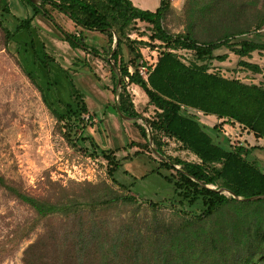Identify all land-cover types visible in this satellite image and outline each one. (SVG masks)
<instances>
[{
    "label": "rangeland",
    "instance_id": "obj_1",
    "mask_svg": "<svg viewBox=\"0 0 264 264\" xmlns=\"http://www.w3.org/2000/svg\"><path fill=\"white\" fill-rule=\"evenodd\" d=\"M7 1L10 13L0 10V20L4 27L13 31L17 19L25 14L23 9L27 10V16H30L31 9L21 0L16 5L11 0ZM170 1L171 7L163 25L171 33L191 30L199 41H208L242 29L251 31L247 36H252L253 31L264 35V0ZM47 9L63 29L75 35L80 31L64 14L49 6ZM258 23L260 27L256 29ZM33 25L30 33L16 35L8 43L0 29V175L8 183L22 192L52 202L74 199L88 202L86 210L81 213L84 215V226L91 227L92 220L95 221L99 229V235H95L102 238L99 241L104 259L107 255H115L116 264H223L224 261L215 256V247L220 249L222 246L224 250L234 252L235 245H245L249 231L264 230V204L261 203L229 206L206 221H194L191 225L182 226L181 222L188 215L181 212L197 211V207L180 206L170 199L173 195L171 186L152 172L161 159L153 153L152 145L149 144V148L129 147L132 141L145 142L132 122L136 120L142 123V120L120 118L114 109L111 64L103 59L108 60L109 56L107 37L98 31L81 29L87 45L100 54L95 56L72 49L63 40L60 30L41 16H36ZM148 27L147 23L137 21L129 36L147 41V36H141V33L148 34ZM41 41L56 58V63L50 65L52 90L48 94L49 103L60 108L59 101H70L71 84L61 71V66L69 70L75 87L83 93L88 106V114L83 116H89L84 122L86 125L75 129L73 140L63 136L62 123L57 122L51 114L29 77L32 76L36 83L46 88L47 73L34 54L41 55ZM122 51L125 62L134 56L125 46ZM140 52L146 62L156 61L157 50L140 46ZM177 52L185 62L194 60L190 51ZM223 53H227L223 61L216 58L206 61L211 72L264 85V52L254 51L248 59L260 65L261 73L237 66L239 57L227 48L214 51V55ZM129 68L133 70L132 66ZM116 72L119 74L117 69ZM126 89L137 111L144 117H152L154 107L147 104L144 92L133 84L126 85ZM189 112L208 126L221 121L214 115H204L194 110ZM221 129L231 144L247 147L264 145V141L238 124L225 123ZM80 134L89 138L80 141L77 138ZM90 139L94 145H91ZM163 141L167 155L187 161L196 160L193 154L183 150L175 141L167 138H163ZM83 147L87 149L86 152ZM98 148L113 150L120 160V167L114 174L116 182L107 173V161L101 156L90 155L92 150L97 151ZM126 155L129 158L124 159ZM248 159L264 170L263 148L254 149ZM109 187L113 193L134 195L136 201L91 209L90 201L104 199L111 192ZM150 203H156V207ZM236 211H239L238 216ZM32 217V209L0 187V247L5 245L6 237L12 231ZM79 223L75 218L67 220L62 217L43 221L12 251L0 256V264H23L25 248L38 239L47 244V238L42 236H48L50 231L57 237L52 251L59 249L62 253L65 247L74 248L73 238L68 236L66 239L63 235L77 229ZM210 240L223 245H216L215 242L212 247Z\"/></svg>",
    "mask_w": 264,
    "mask_h": 264
},
{
    "label": "trees",
    "instance_id": "obj_2",
    "mask_svg": "<svg viewBox=\"0 0 264 264\" xmlns=\"http://www.w3.org/2000/svg\"><path fill=\"white\" fill-rule=\"evenodd\" d=\"M21 1L31 9L30 16L17 19L18 24L13 31L4 27L0 20V29L7 43L20 32L30 33L36 16H41L57 27L63 40L72 49L95 56L100 54L94 47L87 45L81 29L98 31L105 35L109 46L107 55L112 50L114 35L116 36L117 45L110 59L119 72L121 82L118 90L116 89L117 73L110 65V61L103 57L110 65L114 80L112 87L115 97L114 109L120 118L128 116L131 119L142 120V123L136 120L132 122L145 142L132 141L129 147L149 148L148 134L150 133L152 148L163 156L152 172L160 175L171 186L173 195L170 199L180 206L197 207V211H180L181 214L188 215L186 222H181L182 226L191 225L194 221H206L229 206L241 207L245 203L264 204V198L249 199L264 195V170L248 159L254 149H264V145L247 147L242 144H231L221 129L225 123L238 124L251 132L254 137L264 140V85L246 83L238 78H229L218 72H211L206 62L211 58L225 60L227 53L214 55V51L227 48L239 57L237 66L253 73H261L260 65L248 59L254 51L264 52L263 34L253 31L252 36H247L251 31L242 29L225 33L208 41H199L191 30L171 33L163 25V20L171 7L170 0H159L154 10L139 8L131 0H39L38 3H33L31 0ZM47 6L68 17L80 31L75 35L63 29L55 22ZM0 10L10 13L7 0H0ZM137 21L149 25V33H141V36H147V41L132 39L129 36ZM256 26L258 29L260 24ZM238 36H240L238 39H234ZM31 43L33 44V40ZM124 46L134 53L128 62L123 59ZM140 46L157 50L158 55L154 63H148L143 59ZM179 50L190 51L194 60L185 62L178 54ZM34 54L47 73L46 88L36 83L32 76L29 75V77L39 90L51 114L57 122L62 123L63 136L67 140H73L72 137L76 134L75 129L85 127L84 122H87L83 117L88 114L84 95L75 87L69 70L60 66L71 84L70 101H59L60 108H55L49 103L48 94L50 95L49 90H52L50 65L56 63V58L48 52L43 42L41 55L36 52ZM141 63L148 65L146 79L138 72V66ZM129 66L133 67L131 72ZM128 84L136 85L147 96V104L154 107L152 117H144L137 111L126 89ZM189 110L201 112L204 115H214L221 121L208 126ZM77 138L84 141L89 137L80 134ZM163 138L175 141L183 150L193 154L196 160L187 161L167 155L163 149ZM90 142L94 145L92 139ZM83 148L86 152L87 149ZM90 155L101 156L107 161V173L112 181L116 182L114 174L121 162L115 152L111 149L98 148L97 151L92 150ZM126 158H129L128 155L124 157ZM0 187L34 212V217L6 237L5 245L0 247V256L12 251L43 221L62 217L80 221L77 229L63 235L66 239L68 236L73 238L74 248L65 247L61 250L62 253L59 249L52 251L57 237L50 231L48 236H42L47 238V244H44L42 239H38L25 248L23 264H116L115 255H107L104 259L103 247L99 241V238L101 240L102 238L98 236L99 229L95 221L92 220L91 227L84 226L82 220L84 215L81 213L86 210L85 205L88 202L74 199L59 203L39 198L15 188L2 175H0ZM109 188L111 192L107 193L104 199L90 201L91 209L136 201L134 195L113 193L112 188ZM219 188L223 190L222 193L217 191ZM231 194L242 199H236ZM150 205L156 207V203H150ZM235 214L238 216L239 211ZM215 242L210 240L209 245L214 247ZM262 243H264V230L262 232L257 229L252 230L249 231L244 246L236 247L238 245H235L234 252L226 251L222 246L218 249L217 246L214 248L215 256L221 258L224 261L223 264H264ZM216 245L223 244L216 242ZM112 252L115 254L114 250Z\"/></svg>",
    "mask_w": 264,
    "mask_h": 264
},
{
    "label": "water",
    "instance_id": "obj_3",
    "mask_svg": "<svg viewBox=\"0 0 264 264\" xmlns=\"http://www.w3.org/2000/svg\"><path fill=\"white\" fill-rule=\"evenodd\" d=\"M31 1H32L33 3H38L39 0H31ZM116 45H117V38H116V36L114 35V41H113V45H112V50H111V52H110V54H109V56H108V61H110V64H111V66H112V68L114 69L115 72H116V69H117V68H116V66H115L113 63H111L110 56H111L113 50L115 49ZM116 73H117V72H116ZM120 82H121V80H120L119 74L117 73V84H116V89H117V90L119 89ZM118 113H119V112H118ZM123 118H124V119H127V120H130V119H131V118L128 117V116H123ZM148 142H149L150 145L153 146V144H152V138H151L150 133L148 134ZM152 151H153V153H154L155 155H157V156L160 157L161 159L163 158V156H162L157 150H155L154 148H152ZM206 186L209 187V188H214V187H211V186H209V185H206ZM217 191L220 192V193L223 192V190H222L221 188L217 189ZM226 192L230 193V192L227 191V190H226ZM231 195H232V197H234V198H236V199H242V197L236 196V195H234V194H231ZM259 198H264V195L253 196V197H250L249 199L254 200V199H259Z\"/></svg>",
    "mask_w": 264,
    "mask_h": 264
},
{
    "label": "crops",
    "instance_id": "obj_4",
    "mask_svg": "<svg viewBox=\"0 0 264 264\" xmlns=\"http://www.w3.org/2000/svg\"><path fill=\"white\" fill-rule=\"evenodd\" d=\"M11 1H13L14 4L17 2H20V0H11ZM131 1L133 2V4L135 6H137L139 8L150 9V10H154L159 4V0H131ZM23 11L25 14L22 17H20V19L27 17V15H26L27 10L24 8ZM30 14H31V12H30ZM17 24H18V22L16 23V25ZM16 25H15V27H16ZM15 27H14V29H15ZM23 34H24V32H20L17 35H23ZM259 140L264 141L263 139H259Z\"/></svg>",
    "mask_w": 264,
    "mask_h": 264
},
{
    "label": "built area",
    "instance_id": "obj_5",
    "mask_svg": "<svg viewBox=\"0 0 264 264\" xmlns=\"http://www.w3.org/2000/svg\"><path fill=\"white\" fill-rule=\"evenodd\" d=\"M129 71L131 72L132 70H131V68H129ZM138 72H139V74L143 77V78H147V75H148V65L147 64H140L139 66H138ZM86 117V119L85 120H88V118H89V116H85ZM84 117V118H85Z\"/></svg>",
    "mask_w": 264,
    "mask_h": 264
}]
</instances>
